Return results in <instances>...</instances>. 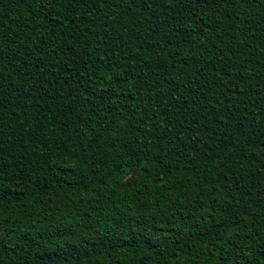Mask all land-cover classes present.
Wrapping results in <instances>:
<instances>
[{"label":"trees","instance_id":"1","mask_svg":"<svg viewBox=\"0 0 264 264\" xmlns=\"http://www.w3.org/2000/svg\"><path fill=\"white\" fill-rule=\"evenodd\" d=\"M0 264H264V0H0Z\"/></svg>","mask_w":264,"mask_h":264}]
</instances>
